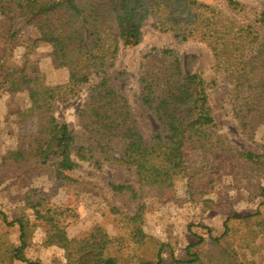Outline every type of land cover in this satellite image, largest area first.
<instances>
[{
    "label": "trees",
    "instance_id": "trees-1",
    "mask_svg": "<svg viewBox=\"0 0 264 264\" xmlns=\"http://www.w3.org/2000/svg\"><path fill=\"white\" fill-rule=\"evenodd\" d=\"M248 10L241 0H0L3 21L37 26L39 41L51 44L57 65L69 69L66 84L49 85L35 61L27 59L20 66L0 60V97L25 92L30 98V106L17 112L30 126L22 145L2 156L0 185L34 167L52 171L58 181L77 182L73 172L84 161L97 170L107 163L123 167L136 179L109 182L122 204V208L111 204L110 210L128 229L140 256L124 257L126 240L100 226L84 237H69L67 208L27 196L26 206L47 223L46 244L62 248L66 264H121L123 259L124 264H134V259L140 264H166L169 244L143 227L146 190L162 200L174 193L178 178L187 177L190 195L202 197L216 177L208 166L211 157L243 160L255 171L263 169L264 150L235 147L220 132L209 96V89L227 82L232 86V114L242 133L251 137L264 123V5L254 21L241 19ZM149 20L180 42L198 41L209 47L214 74L209 81L199 71L186 73L173 48L163 49L167 60L160 68L144 66L139 99L159 124L150 137L110 74L120 46L140 44ZM85 89L88 94L77 113L82 131L77 133L56 111L59 102ZM199 181L206 182L203 190L198 189ZM202 200L205 209L216 205L209 198ZM25 207L9 222L19 226L20 244L2 243L0 264L14 260L41 264L25 256L33 230ZM232 218L241 220L243 229L229 226ZM210 239L219 247L218 255L193 250L192 244L188 258H174L173 264H256L248 253H254L258 239L264 241V213L229 216L223 234Z\"/></svg>",
    "mask_w": 264,
    "mask_h": 264
},
{
    "label": "rangeland",
    "instance_id": "rangeland-1",
    "mask_svg": "<svg viewBox=\"0 0 264 264\" xmlns=\"http://www.w3.org/2000/svg\"><path fill=\"white\" fill-rule=\"evenodd\" d=\"M249 7L241 19L254 21L256 13L264 5V0H241ZM264 33V29H262ZM39 28L28 25L22 20L6 23L0 14V60L16 65H24L27 59L36 62L49 85H63L69 80V69L58 66L53 56V47L45 41H39ZM173 48L179 56L186 73L199 71L205 79L211 80L212 52L204 43L198 41L180 42L172 33L158 31L152 22L146 21L143 28V39L140 44L132 47L120 46L115 67L110 74L115 77L117 87L127 95L132 109L138 116L148 137L159 129L151 112L139 99V77L144 66L160 68L167 57L163 49ZM231 84L219 82L209 89L211 106L220 132L240 147L256 152L264 150V123L253 129L251 137L242 133L241 126L232 114ZM88 89L75 97L58 103L56 115L65 120L77 133L81 132L77 113L81 108ZM30 106L27 93H5L0 97V162L2 156L10 149L22 145L24 136L30 126L17 115L19 110ZM194 160V159H193ZM216 174L210 191L192 197L189 192L188 178L176 180L175 191L171 196L159 200L152 190H146L145 200V232L168 245L164 252L166 264L172 260L187 259L188 247L195 245L193 250L201 253L218 255V248L212 244L210 235L219 237L225 231V222L229 216H240L257 210L264 213V167L255 171L243 160L226 158H210L208 164ZM77 182L58 181L52 171L41 167L28 168L24 174L8 180L0 185V246L9 243L20 244V229L17 224L10 225L18 211L26 206L28 195L48 200L54 206L67 208L64 215L66 230L69 237H84L97 227H103L113 237H123L124 257L141 250L130 242L128 229L123 222L115 219L110 210L111 204L122 208V204L114 197L109 182H135L136 179L123 167L107 163L101 170L94 168L87 161L73 172ZM206 182L199 181L198 189L203 190ZM209 198L216 204L214 208L205 209L202 199ZM45 200V202H46ZM25 212L32 222V234L25 256L41 264H66L65 253L56 245L46 244L47 223L37 219L31 208ZM4 214L7 220L4 219ZM228 225L243 229L244 223L239 219H231ZM203 238V240H201ZM254 253L248 257L256 264H264V241L258 239ZM6 258V255L3 257ZM207 259V258H205ZM4 260V259H1ZM241 260V259H238ZM127 260H121L124 264ZM130 261V260H129ZM134 264H140L136 259ZM4 264V263H1ZM6 264H27L14 260Z\"/></svg>",
    "mask_w": 264,
    "mask_h": 264
}]
</instances>
